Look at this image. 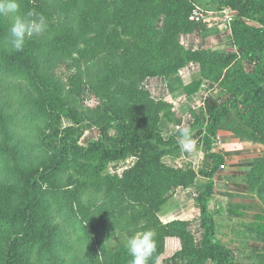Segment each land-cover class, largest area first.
Returning <instances> with one entry per match:
<instances>
[{
    "label": "trees",
    "instance_id": "1",
    "mask_svg": "<svg viewBox=\"0 0 264 264\" xmlns=\"http://www.w3.org/2000/svg\"><path fill=\"white\" fill-rule=\"evenodd\" d=\"M36 1L46 14L58 12L63 30L27 39L22 51L11 49L10 21L0 15V191L12 194L9 213L0 206V264H131L124 242L114 247L108 243L122 232L132 237L138 229L156 233V250L149 264L164 262V239L170 237L180 242L171 263L181 256L187 258L186 264H237L230 247L218 237L210 210L214 176L224 162L223 155L213 150L210 137L233 119L229 129L235 135L264 145V0H219L223 7L237 11L238 17L258 24L237 18L227 50L194 49L180 42L181 34H192L197 27L189 21L195 0ZM19 2L26 13L29 4L25 7ZM83 26L92 31L82 43L87 64L101 81L119 84L110 95L108 122L97 121L101 136L87 145L79 142L85 117L63 103L52 84L57 62L84 36L77 31ZM190 62L199 63L200 70L185 86L189 96L199 92L204 79L228 94L204 118L211 164L207 173L162 162L165 155L181 148L180 134L166 138L162 122L172 121L171 103L153 98L144 86L148 77L168 79ZM246 62L253 64L251 71ZM62 116L71 125L60 139V153L83 156L105 150L113 158L128 152L138 158L123 178H108L99 185L103 195L93 206L81 197L85 184L72 187L71 181L59 180L61 160L44 145L46 138L58 139ZM110 128L116 130L115 135L107 134ZM29 131L33 132L30 141L25 138ZM262 166L264 154L247 173L248 179L261 181L259 194L264 193V177L257 170ZM200 175L208 181L201 184L197 202L202 228L197 242L188 221L163 223L158 213L171 186L196 187ZM45 178L50 181L47 187L43 186ZM138 198L146 208L133 209L131 219H124L123 213ZM259 227L264 232V222Z\"/></svg>",
    "mask_w": 264,
    "mask_h": 264
},
{
    "label": "rangeland",
    "instance_id": "2",
    "mask_svg": "<svg viewBox=\"0 0 264 264\" xmlns=\"http://www.w3.org/2000/svg\"><path fill=\"white\" fill-rule=\"evenodd\" d=\"M22 1L24 2L25 7L28 6V4L30 6L29 9L25 10L26 13L29 11H35L42 15L46 20L47 28L43 33L39 34V36L50 35L52 33L60 34L59 31H62L63 27L60 24V21H58V12L53 11L51 14H46L45 10L38 8L39 4L36 0ZM195 1L194 8L198 6L207 12L204 20L196 21L189 17V21L197 26L194 31H196L198 35H195V37H204L210 33L217 32L220 24H226L225 29L231 28L232 23L237 18L245 21L249 25H258L257 22L250 18L244 16L238 17L237 11L229 7H223L219 4V0ZM227 15L231 18L228 23H226V21H228ZM161 23L162 20H160L159 25H161ZM77 31L84 32V36L74 42L75 46L70 45L67 49L68 54H64L63 57L59 59L57 66L54 68L55 77L52 84L59 89V97L61 101L66 105L75 107L77 111L85 117L84 133L79 142L82 145H87L90 139H97L101 136L97 121L102 120L104 123L106 121L108 122L106 116L109 111L110 95L115 92L119 84L116 82L109 84L106 81H101V79L97 77L95 71L90 68L89 64H87V58L83 55V52H81L84 39L91 36L92 31H89L85 26H83V28H78ZM229 44L230 43H228L223 49H230ZM246 67L251 71L253 69V64L251 62H246ZM62 84L64 85V88L62 87ZM98 86H101V89L98 88ZM212 86V83H209V86H207L205 90L211 91L215 96H223L225 99H228V94L225 93L226 91L217 88L212 89ZM73 98L75 101H73ZM166 101L168 103L169 99ZM164 108H166V106H164ZM102 116H105L106 119H101L100 117ZM170 122L171 121L168 119H164L162 122L164 128L163 132L166 138L170 134L177 135L178 132L180 133L178 125H171ZM58 123V129L60 131L58 139L51 142L50 139L46 138L44 139V145L47 144V149L50 151V155H52V153H57L56 157L58 158L59 156L61 160V165L58 167L59 180L66 182L69 181V183L71 181L72 187H76L78 183L85 184L81 197L86 204L93 206L102 198L104 190L101 191L100 186L103 185L108 178H123L125 172L135 165L138 158L134 155V152H128L118 158H113L106 153L105 150L88 152L83 156H74L71 153H60V139L65 134L64 129L71 125V122L67 117L62 116L58 120ZM233 123V119L229 120L224 124L223 128L216 131L214 137L210 138L212 145L215 147V151L221 154L225 153L226 160L223 162L225 167H220L219 170H223L224 174L230 170V177L214 179L215 193L214 199L210 202V207L211 210L216 211L218 204L224 206L227 202L225 195L230 191V234H228L225 219L218 214L216 215V219L220 225V232L218 230L219 237H221L223 242L230 247L235 263L264 264V232L259 227V224L264 222V218H262L264 217V193H258L261 181H256L254 179L250 180L247 176V173L252 170L254 165L263 158L264 145L235 135L232 130L229 129L230 127H233ZM190 131L192 133V129H190ZM25 132L26 131H23V133ZM31 133L33 132H28V135L25 137L26 140H31ZM47 134H49V131L45 130V135ZM107 134L111 136L115 135L116 130L110 128ZM75 135L76 134H74V137ZM197 136L198 134L192 133V139H194L195 142L198 139L196 138ZM179 138L181 139V137L177 138L178 141H180ZM219 139L220 142L218 141ZM238 140L244 144V148L233 150L232 152L225 151V143ZM110 143V141L107 142L108 145ZM201 144L202 145L199 144V146L191 152L184 151L180 148L172 154L165 155L162 162L167 166L182 168L192 167L198 173L200 171L207 173L211 167L210 162H208V159L205 156L204 149L207 147V143ZM242 150H244V152L241 153L245 155L242 157L248 158L249 163L237 164L238 157L235 158L234 155ZM63 154L67 157L65 158V156H61ZM231 161L233 162L230 163ZM49 164H52L51 160ZM42 170L43 168L40 169V171ZM257 170L262 173V177H264V167H259ZM207 181V177L200 175L196 180V187L185 188L179 185L171 186L164 194L166 199L159 205L160 211L158 216L161 221L163 223L170 222L172 220L171 218L174 216H172V214L182 211V208H187L192 205L197 206L201 184ZM46 182L50 183V181L45 178L43 181L44 187H47ZM11 198L12 194L0 191V206L7 214L9 213V203H11ZM130 206L132 208L127 209L123 213L124 219H131L133 209L144 210L143 208H146L140 198H138L137 201H133ZM134 215L139 217V213L137 212L134 213ZM177 221H181V219L178 218ZM142 222L143 221L140 220L138 223ZM188 227L193 234L194 239L199 242L202 237V230L198 220L197 222H192L190 226L188 224ZM141 231H144V229H138V232ZM118 236L119 238L113 239L108 245L114 247V245H117L119 242H124L127 245L128 240L131 238L126 232L119 233ZM155 240L157 244V239L155 238ZM164 247L165 253L161 255V259L164 260L162 264L187 263V258L181 256L173 263L169 260L174 252L180 247V242L176 237L164 239Z\"/></svg>",
    "mask_w": 264,
    "mask_h": 264
},
{
    "label": "crops",
    "instance_id": "3",
    "mask_svg": "<svg viewBox=\"0 0 264 264\" xmlns=\"http://www.w3.org/2000/svg\"><path fill=\"white\" fill-rule=\"evenodd\" d=\"M221 12V11H220ZM223 23V22H222ZM228 23V22H226ZM226 24H220L217 32L210 33L204 37H195L198 35L196 31L192 34H181L180 42L186 47H192L194 49H207V50H220L223 49L228 43L232 41V32L231 28H226ZM200 66L197 62H190L185 67L181 68L179 72L170 78L166 79L162 76H153L148 77L145 82V88L151 93L155 99H169L171 103L172 111V121L170 124L178 125L179 131L183 128L192 129L193 134H198L196 138V147L202 145L201 143L206 142L207 130L204 123V118L207 117L208 113L214 111L221 103V97L218 95H213L211 91L205 90L209 86V81L204 79L202 87L199 92L195 93L192 96H189L185 91V86L192 82L194 78L199 76ZM212 89L217 88L214 84ZM218 89V88H217ZM215 92V91H213ZM180 122V123H179ZM204 123V125H203ZM179 133V132H178ZM180 134V133H179ZM178 137H181L180 135ZM177 137V138H178ZM214 136H211L212 138ZM180 139V138H179ZM212 145V144H211ZM206 146V145H205ZM214 147V145H212ZM225 151L232 152L233 150H240L244 148V144L239 140L234 142L225 143ZM203 149V148H202ZM205 150V156L208 157L207 147ZM215 150V147L213 148ZM240 152V153H239ZM244 150L238 151L235 153V158H237V164L249 163L248 158H243ZM232 154V153H231ZM224 160H226L225 153L222 154ZM231 161L230 163H232ZM220 174V175H219ZM230 177V170L224 174V171H218L214 176L216 178ZM226 199L227 202L224 206L217 205V210L212 211L215 216V221L217 225V233L220 232V225L218 224L216 215H220L226 221L227 231L230 234V191L227 193ZM225 198V197H223ZM182 211L172 214V220L180 218L181 220H188L189 226L192 222H199L200 224V208L198 206L184 207ZM177 215V216H175ZM171 220V221H172ZM240 227V226H239ZM201 228V226H200ZM219 228V229H218ZM202 230V228H201ZM219 230V232H218ZM219 237V234H218ZM221 240L222 238L219 237ZM223 241V240H222Z\"/></svg>",
    "mask_w": 264,
    "mask_h": 264
},
{
    "label": "clouds",
    "instance_id": "4",
    "mask_svg": "<svg viewBox=\"0 0 264 264\" xmlns=\"http://www.w3.org/2000/svg\"><path fill=\"white\" fill-rule=\"evenodd\" d=\"M0 15L9 18L8 43L12 50L22 51L27 39L43 33L47 28L45 18L36 13L21 11L19 0H0ZM181 149L191 152L196 148L190 129L180 130ZM155 232L151 229L135 233L127 242L131 264H149L156 250Z\"/></svg>",
    "mask_w": 264,
    "mask_h": 264
},
{
    "label": "built area",
    "instance_id": "5",
    "mask_svg": "<svg viewBox=\"0 0 264 264\" xmlns=\"http://www.w3.org/2000/svg\"><path fill=\"white\" fill-rule=\"evenodd\" d=\"M206 14H207V12L205 10H203L202 8L197 6L196 8L193 9V11L190 15V18L193 20H196V21L204 20ZM227 19H228V21H226V22H229L231 20L230 16L227 15ZM218 141L220 142V139ZM220 167L224 168L225 165L221 164Z\"/></svg>",
    "mask_w": 264,
    "mask_h": 264
}]
</instances>
